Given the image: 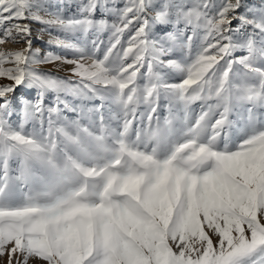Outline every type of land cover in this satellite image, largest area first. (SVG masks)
Segmentation results:
<instances>
[{
	"label": "snow or ice",
	"instance_id": "1",
	"mask_svg": "<svg viewBox=\"0 0 264 264\" xmlns=\"http://www.w3.org/2000/svg\"><path fill=\"white\" fill-rule=\"evenodd\" d=\"M7 43L6 264H264V0H0Z\"/></svg>",
	"mask_w": 264,
	"mask_h": 264
},
{
	"label": "rangeland",
	"instance_id": "2",
	"mask_svg": "<svg viewBox=\"0 0 264 264\" xmlns=\"http://www.w3.org/2000/svg\"><path fill=\"white\" fill-rule=\"evenodd\" d=\"M53 3H68L69 0H52ZM72 2L74 3L75 0H72ZM246 2V5L250 8L253 9V12H255V9L256 7L261 3V0H245ZM123 4V0H120V5L122 6ZM69 13L71 12H74L75 9L70 7L69 8ZM241 11H244V9H241ZM253 13H249V15H252ZM97 18H103V14L98 10L97 12ZM235 23V22H234ZM31 27L33 28V34L35 35L37 30L41 27L40 25L38 24H31ZM169 30H171V26H169ZM47 39H48V36L47 34H45L43 36L42 39L38 40L35 42L34 44V47H38L40 48L42 51H46V50H55V51H59L58 49H54L53 47H50L47 45ZM21 45H18V44H15V43H7L6 45H3V48H7V49H13V48H17V47H20ZM173 58H176V57H173ZM47 71H50L52 72L54 75H59V76H64L65 73L62 72V71H57V68L55 65H45L43 66ZM26 91H31L29 93V95H32L34 96L35 95V90H31V89H27ZM71 99V98H69ZM166 114V113H165ZM6 261H7V257H0V264H6Z\"/></svg>",
	"mask_w": 264,
	"mask_h": 264
},
{
	"label": "bare ground",
	"instance_id": "3",
	"mask_svg": "<svg viewBox=\"0 0 264 264\" xmlns=\"http://www.w3.org/2000/svg\"><path fill=\"white\" fill-rule=\"evenodd\" d=\"M0 48H3V46H0Z\"/></svg>",
	"mask_w": 264,
	"mask_h": 264
}]
</instances>
